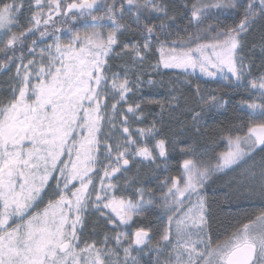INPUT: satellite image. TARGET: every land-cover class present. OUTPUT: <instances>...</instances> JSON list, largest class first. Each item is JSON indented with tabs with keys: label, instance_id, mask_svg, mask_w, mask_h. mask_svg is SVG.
I'll return each mask as SVG.
<instances>
[{
	"label": "snow or ice",
	"instance_id": "obj_1",
	"mask_svg": "<svg viewBox=\"0 0 264 264\" xmlns=\"http://www.w3.org/2000/svg\"><path fill=\"white\" fill-rule=\"evenodd\" d=\"M161 69L185 77L164 103L144 91ZM0 72V264H264V211L214 240L202 193L244 168L264 199V0H0ZM181 89L198 100L173 132Z\"/></svg>",
	"mask_w": 264,
	"mask_h": 264
},
{
	"label": "trees",
	"instance_id": "obj_2",
	"mask_svg": "<svg viewBox=\"0 0 264 264\" xmlns=\"http://www.w3.org/2000/svg\"><path fill=\"white\" fill-rule=\"evenodd\" d=\"M87 22L83 19L77 20L73 23L71 20H68L67 23H64L61 18H57L56 27L68 29L71 27L74 32H81L89 29L90 27H86ZM107 30V29H104ZM61 39H67L71 35V33L64 31L60 33ZM38 38V33L36 37ZM51 42V37L48 38L47 43ZM44 45V43H41ZM10 73L0 72V100H4L7 98L8 93L5 92L7 86H5L4 81H6L7 77ZM201 82V81H196ZM201 87L207 89V91H219L222 87L218 84H205L201 82ZM3 90V91H2ZM186 95L185 100L181 101L183 107L181 110L177 111L174 115L178 117L181 121V124H176L175 122L168 125L170 131H179L182 127L186 129H192V117L188 111V108L195 107L198 97L194 98L191 94L187 93L184 89ZM150 96L148 98L156 99L159 95V92L150 91ZM160 96V95H159ZM160 102H162V98H157ZM153 108V115L159 112V108L156 105L151 106ZM165 120H167V112H165ZM238 113H234L229 110L227 113L228 119H231L233 116ZM151 118V117H150ZM220 119H224L221 117ZM239 123V121H237ZM220 127L219 123H212L211 121H201L200 129L202 135L198 137L199 144L201 146H207L211 151L214 149L216 152H223L227 150V144L221 139L220 136L216 135V129ZM194 135L193 131L188 130L185 131L184 135L180 137V139H189ZM261 155L264 153H257L255 156V161L258 162L261 158ZM172 166H175V160L170 162ZM249 163H252L250 161ZM247 167V165L245 166ZM135 171V170H133ZM151 170L145 169V172H150ZM244 168H236L234 171H229L227 175H222L219 179H216L214 182H210L203 190L202 193L208 200L211 205V211L213 213L212 216V237L213 239L223 240L225 236L234 231L236 227L242 226L239 223V220L243 219V214L252 215L253 219L256 215H258L261 211H264V199H261L259 196H252L253 199L249 198L248 190L244 187V182H246L245 176L243 175ZM156 175H160L161 178L165 175H175L176 173L172 171L171 173H163L156 172ZM243 182V185L240 183ZM155 183V181H153ZM159 195V193H158ZM238 209H243V213L238 216ZM244 223H248V220H243ZM92 224L89 223L88 228L86 230V234L91 232Z\"/></svg>",
	"mask_w": 264,
	"mask_h": 264
},
{
	"label": "rangeland",
	"instance_id": "obj_3",
	"mask_svg": "<svg viewBox=\"0 0 264 264\" xmlns=\"http://www.w3.org/2000/svg\"><path fill=\"white\" fill-rule=\"evenodd\" d=\"M86 31L90 32L92 31L91 28L85 30V31H81L79 32L80 34H84ZM103 31H107V30H103ZM68 40L67 39H64L63 41L66 42ZM51 43V42H50ZM44 45H41V47H43ZM117 63H119V61H117ZM152 63H155V59H153ZM13 73H10L9 76L7 77L6 81H8L9 77L12 75ZM185 79V77H183L181 75V70L179 69H161V74L160 75H154V79H156L157 81L161 82V83H158L157 86L155 88H148V87H145L144 91L145 93H150V91L152 92H159V95L157 98L161 97L162 98V102L161 103H164L167 99H168V93L169 91H171L172 89V82L177 80V79ZM189 79H193V80H196L195 77H189ZM203 78H200V80L198 81H202ZM6 81H4L5 83V86L8 87ZM214 84L215 82H210V83H207V84ZM215 84H218L220 85L221 87H223V84L224 82H221V83H215ZM6 87V89H7ZM5 90V92L7 93V91ZM182 91L184 89H181ZM3 91V90H2ZM156 98V99H157ZM166 114V113H165ZM242 185H243V182H240ZM246 182H244V185H245ZM249 195V194H248ZM249 198L253 199L252 196H249ZM196 200V197L193 196L192 197V202L194 203ZM87 230V229H86ZM87 235V234H86ZM147 261H148V257L145 256L143 257L142 261H141V264H147Z\"/></svg>",
	"mask_w": 264,
	"mask_h": 264
}]
</instances>
